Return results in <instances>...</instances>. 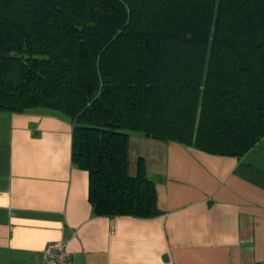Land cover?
Returning <instances> with one entry per match:
<instances>
[{
  "label": "trees",
  "instance_id": "trees-1",
  "mask_svg": "<svg viewBox=\"0 0 264 264\" xmlns=\"http://www.w3.org/2000/svg\"><path fill=\"white\" fill-rule=\"evenodd\" d=\"M56 111L100 216L158 214L129 132L243 157L264 138V0H0V111Z\"/></svg>",
  "mask_w": 264,
  "mask_h": 264
},
{
  "label": "crops",
  "instance_id": "crops-1",
  "mask_svg": "<svg viewBox=\"0 0 264 264\" xmlns=\"http://www.w3.org/2000/svg\"><path fill=\"white\" fill-rule=\"evenodd\" d=\"M139 160L158 214L96 215L69 119L0 111V264H41L57 241L71 264H264V138L235 158L129 132L131 175Z\"/></svg>",
  "mask_w": 264,
  "mask_h": 264
},
{
  "label": "built area",
  "instance_id": "built-area-1",
  "mask_svg": "<svg viewBox=\"0 0 264 264\" xmlns=\"http://www.w3.org/2000/svg\"><path fill=\"white\" fill-rule=\"evenodd\" d=\"M41 264H71L70 254L65 250V243L57 241L47 245L42 253Z\"/></svg>",
  "mask_w": 264,
  "mask_h": 264
},
{
  "label": "rangeland",
  "instance_id": "rangeland-1",
  "mask_svg": "<svg viewBox=\"0 0 264 264\" xmlns=\"http://www.w3.org/2000/svg\"><path fill=\"white\" fill-rule=\"evenodd\" d=\"M129 158H130V163H132V162H133V157H132V155L129 156Z\"/></svg>",
  "mask_w": 264,
  "mask_h": 264
}]
</instances>
